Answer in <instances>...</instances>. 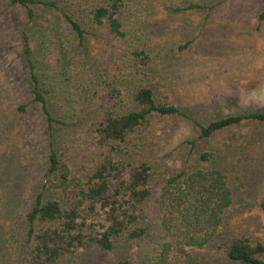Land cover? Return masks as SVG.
<instances>
[{
	"label": "rangeland",
	"instance_id": "rangeland-1",
	"mask_svg": "<svg viewBox=\"0 0 264 264\" xmlns=\"http://www.w3.org/2000/svg\"><path fill=\"white\" fill-rule=\"evenodd\" d=\"M60 1V6L83 15L102 0ZM169 1L175 0H123L122 19L131 37L117 40L104 33L94 41L89 38L86 49L66 53V39L74 37L47 34L50 13L37 8L36 21L28 22L22 6L0 0V264H27L25 213L36 193L42 191L45 198H57L67 206L62 190L44 187L47 134L28 89L21 48L24 29L39 76L46 77L44 69H49L55 79L48 77L58 81L68 99L57 100L54 91L48 93L53 112L70 123L62 158L71 174L85 179L107 152L126 164V171L138 161L150 165L151 192L142 205L147 236L119 237L106 251L79 248L58 264H150L161 243V188L174 171L199 166L197 156L205 150L213 152L212 164L231 191L222 233L264 240V121H244L201 138L195 124L184 117H152L133 135L135 145L129 150L124 144L99 148L94 142L95 119L106 110L122 113L133 108L129 92L140 83L153 88L157 101L177 105L202 124L229 114L264 111V0H192L215 6L165 16L162 8ZM134 34L156 55L150 75L130 82L128 53L137 47ZM110 79L122 93L118 103L107 95L104 80ZM22 103H27L25 112L17 110ZM190 139L196 140L194 147ZM192 252L202 264H229L223 249L215 246Z\"/></svg>",
	"mask_w": 264,
	"mask_h": 264
},
{
	"label": "trees",
	"instance_id": "trees-1",
	"mask_svg": "<svg viewBox=\"0 0 264 264\" xmlns=\"http://www.w3.org/2000/svg\"><path fill=\"white\" fill-rule=\"evenodd\" d=\"M9 1L23 7L28 22L36 21L37 8L50 13L47 34L50 32L51 37L60 39L67 33L66 38L74 37L66 39L69 43L63 48L66 53L86 49L89 38L94 41L104 33L117 40H125L129 34L122 19L123 0H102L83 11V15L70 11L67 5L60 6V0ZM214 6L204 1L180 3L175 0L165 3L162 10L165 16H174L192 10H210ZM261 14L262 20L264 12ZM134 37L137 47L128 53L130 82L142 75H150V63L156 55L148 42L140 41L141 37L135 34ZM187 45L188 42L178 50ZM21 48L28 70L31 102L39 107L47 134L44 187L60 189L67 198L64 207L57 198H45L42 191L33 196L32 205L25 213L26 263L58 264L79 248L94 246L106 251L114 247V241L119 237L144 238L148 229L142 225V205L151 192L150 165L145 160L138 161L130 164L131 168L126 171L127 165L116 159L112 152H107L85 179L73 176L62 158L70 123L65 116L55 114L48 101L49 91H54L57 100L64 98V102H67V96L62 88L59 89L58 81L53 83L55 78L49 69H44V72L48 70L46 77L39 76L26 29L21 32ZM104 84L108 97L118 103L122 93L114 86L113 79L104 80ZM129 101L133 108L122 113L106 110L93 122L94 142L99 148L117 143L126 145L129 150L135 145L133 135L152 117H184L195 124L201 138L244 121H264V111L257 109L202 124L177 105L157 101L153 88L141 83L130 90ZM26 108L27 103L17 106L19 112H25ZM188 142L194 147L196 140ZM132 155L128 154V158ZM197 160L199 166L174 171L161 188L157 199L161 243L150 264H202L192 250L210 246L223 249L229 264H264V240L251 241L245 235L222 233L224 213L231 203L230 188L224 174L212 164V151L200 152ZM117 264L129 262L119 260Z\"/></svg>",
	"mask_w": 264,
	"mask_h": 264
}]
</instances>
